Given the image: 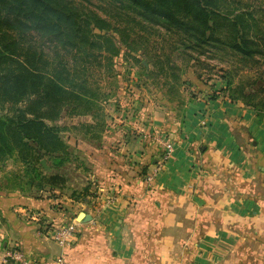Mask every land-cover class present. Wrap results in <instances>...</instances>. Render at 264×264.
Instances as JSON below:
<instances>
[{"label":"crops","instance_id":"1","mask_svg":"<svg viewBox=\"0 0 264 264\" xmlns=\"http://www.w3.org/2000/svg\"><path fill=\"white\" fill-rule=\"evenodd\" d=\"M178 91L171 102L162 100L165 110L154 116L157 128L151 132H162L158 141L143 134L128 141L140 149L143 164L157 160L164 138L175 143L172 159L150 187L123 157V171L97 169L98 177L112 175L117 191L115 202L102 208L82 204L73 215L49 203L22 201V210L59 223L74 216L79 233L65 247L40 233L49 222L40 226L9 206L0 215V264L15 240L41 264H56L60 255L68 264H264V115L227 94ZM81 212L90 220H78Z\"/></svg>","mask_w":264,"mask_h":264},{"label":"rangeland","instance_id":"2","mask_svg":"<svg viewBox=\"0 0 264 264\" xmlns=\"http://www.w3.org/2000/svg\"><path fill=\"white\" fill-rule=\"evenodd\" d=\"M68 1L81 14H97L110 22L112 28L121 30L134 51L130 54L126 52L129 47L122 45L120 53L112 55L103 45L102 49L94 48L86 54L80 47H63L36 31L28 33L25 38L34 64L31 65L50 78L54 72L65 69L68 80L76 87L65 82L64 86L73 94L64 93L61 104L54 109H45V113L52 116L45 121L60 128L58 134L66 144L64 149L44 154L30 142L34 147L29 152L14 151L0 158V215H5L11 206L12 210L14 207L18 210V216L22 214L40 226L45 222L59 226L63 223L45 217L39 211L29 207L22 210L20 203L29 199L49 203L55 210H70L73 215L82 204L102 208L112 194L117 198V191L112 175H107V179L98 177L100 171L97 169L101 165L110 173L118 172L119 168L123 171V157L127 159V167H132L146 183L147 172L141 174L142 168H152L157 162L143 164V159L136 155L140 149L136 150L128 141L140 134L146 140L158 141V134L162 132L155 135L151 132L157 128L154 116L160 113L159 110H165L162 100L170 101L174 92L181 94L178 88L185 95L198 92L199 88L211 94L229 95L226 82L231 77L233 86L242 84L247 96H252L240 97L238 101L264 115V54L257 52L253 59L243 58L227 44L205 43L200 47L185 48L180 46L179 34L144 21L127 3L121 4L117 0ZM216 9L235 21L233 23L238 25L240 32L243 23L250 24L256 48L264 52V0H222ZM115 36L120 38L119 34L115 33ZM220 36L225 35L221 33ZM28 103L26 99L17 106L25 107ZM255 103L260 107L256 108ZM15 107L10 102H0V118L13 113ZM125 129L131 131L128 137ZM115 140L118 141L113 143ZM110 141L114 147L108 146ZM127 143L132 149L127 148ZM40 156L50 170L42 165ZM99 156L105 158L104 162ZM120 158H123L120 162L115 161ZM73 215H70L73 217L70 223L75 220ZM43 230L42 227L41 232ZM12 244L21 246L16 240L9 246Z\"/></svg>","mask_w":264,"mask_h":264},{"label":"trees","instance_id":"3","mask_svg":"<svg viewBox=\"0 0 264 264\" xmlns=\"http://www.w3.org/2000/svg\"><path fill=\"white\" fill-rule=\"evenodd\" d=\"M117 1L127 3L144 21L179 34L180 46L185 48H196L205 43L213 46L227 44L243 58L253 59L257 52L264 54L256 48L250 24L243 23L240 32L238 25L233 23L235 21L216 9L222 0ZM30 31L46 35L50 41H58L63 47H80L86 54L94 48L102 49L103 45L112 55H118L122 45L129 47L126 52L132 54L134 51L121 30L112 28L110 22L97 14H81L68 0H0V102L16 105L13 113L0 118V158L14 151L20 154L29 152L34 147L30 142L44 154L66 146L58 134L60 128L45 121L52 118L45 109H54L61 104L62 95L69 91L65 82L74 88L76 84L68 80L65 69L64 72H54L50 78L31 65L33 60L25 38ZM221 33L225 36H220ZM226 87L234 100L252 98L244 92L242 84L233 86L231 77ZM69 92L73 94L71 90ZM75 95L81 99L78 93ZM26 99L29 103L25 107L17 106ZM253 105L260 107L257 103ZM57 114L56 110L55 116Z\"/></svg>","mask_w":264,"mask_h":264},{"label":"built area","instance_id":"4","mask_svg":"<svg viewBox=\"0 0 264 264\" xmlns=\"http://www.w3.org/2000/svg\"><path fill=\"white\" fill-rule=\"evenodd\" d=\"M160 143L162 145V151L156 160L157 163L151 168L145 177L148 184H152L161 168L172 159L175 151V143L173 140L164 138V140H161ZM115 200L116 199L112 194L107 198L105 203L110 204L115 202ZM49 224L44 225L43 229L45 230H43L41 233L52 238L60 246L65 247L71 245L78 236L79 225L77 221H72L71 223L62 224L59 226L53 225L51 223ZM12 261L19 264H41L38 259L28 256L19 244H12V246H8L4 251L2 263L9 264ZM56 264L68 263L66 262L64 256L60 255L56 258Z\"/></svg>","mask_w":264,"mask_h":264},{"label":"water","instance_id":"5","mask_svg":"<svg viewBox=\"0 0 264 264\" xmlns=\"http://www.w3.org/2000/svg\"><path fill=\"white\" fill-rule=\"evenodd\" d=\"M41 163H42V165L46 168V169H48V170H50L51 168L47 165V163H46V160L45 159H42L41 160ZM79 217L81 218V220H90V218L84 213V212H81L80 214H79Z\"/></svg>","mask_w":264,"mask_h":264}]
</instances>
